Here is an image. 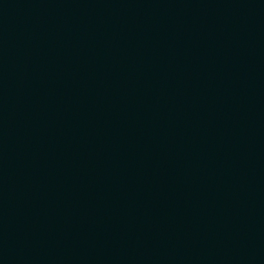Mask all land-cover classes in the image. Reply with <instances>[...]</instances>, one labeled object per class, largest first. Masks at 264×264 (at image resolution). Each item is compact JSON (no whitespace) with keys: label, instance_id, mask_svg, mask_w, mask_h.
Instances as JSON below:
<instances>
[{"label":"water","instance_id":"obj_1","mask_svg":"<svg viewBox=\"0 0 264 264\" xmlns=\"http://www.w3.org/2000/svg\"><path fill=\"white\" fill-rule=\"evenodd\" d=\"M0 264H264V0H0Z\"/></svg>","mask_w":264,"mask_h":264}]
</instances>
